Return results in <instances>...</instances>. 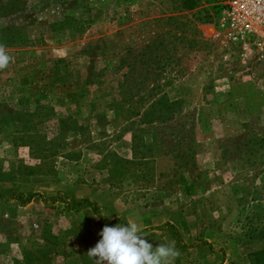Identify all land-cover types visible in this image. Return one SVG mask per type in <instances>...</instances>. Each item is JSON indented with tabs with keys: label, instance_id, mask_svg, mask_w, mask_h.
<instances>
[{
	"label": "rangeland",
	"instance_id": "obj_1",
	"mask_svg": "<svg viewBox=\"0 0 264 264\" xmlns=\"http://www.w3.org/2000/svg\"><path fill=\"white\" fill-rule=\"evenodd\" d=\"M194 1L0 0V264H95L129 221L175 264L264 249V37Z\"/></svg>",
	"mask_w": 264,
	"mask_h": 264
},
{
	"label": "clouds",
	"instance_id": "obj_2",
	"mask_svg": "<svg viewBox=\"0 0 264 264\" xmlns=\"http://www.w3.org/2000/svg\"><path fill=\"white\" fill-rule=\"evenodd\" d=\"M12 62L13 57L0 43V70L7 69ZM99 235L101 239L87 252L95 264H175L180 256L174 241L154 248L134 221L127 225L105 226Z\"/></svg>",
	"mask_w": 264,
	"mask_h": 264
},
{
	"label": "built area",
	"instance_id": "obj_3",
	"mask_svg": "<svg viewBox=\"0 0 264 264\" xmlns=\"http://www.w3.org/2000/svg\"><path fill=\"white\" fill-rule=\"evenodd\" d=\"M219 27L226 41L251 51L264 37V0H223Z\"/></svg>",
	"mask_w": 264,
	"mask_h": 264
},
{
	"label": "trees",
	"instance_id": "obj_4",
	"mask_svg": "<svg viewBox=\"0 0 264 264\" xmlns=\"http://www.w3.org/2000/svg\"><path fill=\"white\" fill-rule=\"evenodd\" d=\"M185 2H187V5H185L186 9H192L193 4L195 3L194 0H185ZM16 196H17V198H19L20 203L22 205H26L36 196V194H29L28 196H25L22 193H18V194H16ZM85 204L91 206L95 213L97 212L96 206L93 203H90L86 199L75 203L73 206L79 207V206H82ZM246 257L248 260V264H264V249H258V250L253 251V252H248Z\"/></svg>",
	"mask_w": 264,
	"mask_h": 264
},
{
	"label": "crops",
	"instance_id": "obj_5",
	"mask_svg": "<svg viewBox=\"0 0 264 264\" xmlns=\"http://www.w3.org/2000/svg\"><path fill=\"white\" fill-rule=\"evenodd\" d=\"M256 250H258V249H256ZM256 250H253V251H256ZM253 251H250V252H253ZM244 264H248L247 257H246V259H245V261H244Z\"/></svg>",
	"mask_w": 264,
	"mask_h": 264
}]
</instances>
